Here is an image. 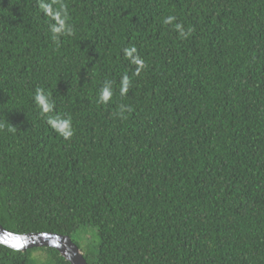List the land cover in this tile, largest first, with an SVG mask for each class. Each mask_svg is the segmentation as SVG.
Returning a JSON list of instances; mask_svg holds the SVG:
<instances>
[{"label":"trees","instance_id":"obj_1","mask_svg":"<svg viewBox=\"0 0 264 264\" xmlns=\"http://www.w3.org/2000/svg\"><path fill=\"white\" fill-rule=\"evenodd\" d=\"M0 225L88 264H264V0H0Z\"/></svg>","mask_w":264,"mask_h":264},{"label":"water","instance_id":"obj_2","mask_svg":"<svg viewBox=\"0 0 264 264\" xmlns=\"http://www.w3.org/2000/svg\"><path fill=\"white\" fill-rule=\"evenodd\" d=\"M0 244L21 251L34 247H52L57 249L70 264H88L82 250L69 235L52 232L17 234L0 225Z\"/></svg>","mask_w":264,"mask_h":264},{"label":"clouds","instance_id":"obj_3","mask_svg":"<svg viewBox=\"0 0 264 264\" xmlns=\"http://www.w3.org/2000/svg\"><path fill=\"white\" fill-rule=\"evenodd\" d=\"M41 8L48 16H50L52 19H54L57 22L58 26H54L52 28L53 33H60L62 30L65 29V19L62 18L61 11L54 10L51 4L43 3V2L41 3ZM174 19L175 17L169 16L165 20V23H171ZM176 28L177 30L180 31L181 35L183 36L184 32H183L182 26L177 24ZM133 51H135L134 48L128 51V55L130 56ZM135 62L137 64H142V61L140 60H136ZM124 84H125V87L122 89V92L127 90V87H126L127 78H125ZM110 96H111V92L107 88H105L102 93V99L107 101L110 98ZM35 99L38 105L41 107L43 112L47 113L51 110L52 105L48 102V99L44 95L41 94L40 90L37 91ZM49 123L56 131H58L66 139L72 135V132L70 131V120L57 121L53 119V120H49Z\"/></svg>","mask_w":264,"mask_h":264}]
</instances>
